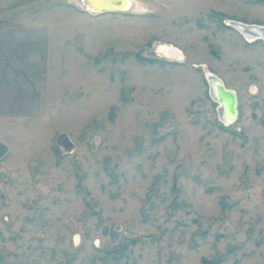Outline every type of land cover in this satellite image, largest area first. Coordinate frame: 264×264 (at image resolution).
I'll list each match as a JSON object with an SVG mask.
<instances>
[{"label":"rangeland","instance_id":"374dc122","mask_svg":"<svg viewBox=\"0 0 264 264\" xmlns=\"http://www.w3.org/2000/svg\"><path fill=\"white\" fill-rule=\"evenodd\" d=\"M133 1L0 0V264H264V0Z\"/></svg>","mask_w":264,"mask_h":264},{"label":"bare ground","instance_id":"6f19581e","mask_svg":"<svg viewBox=\"0 0 264 264\" xmlns=\"http://www.w3.org/2000/svg\"><path fill=\"white\" fill-rule=\"evenodd\" d=\"M78 3L83 7V9H85L86 11H98L96 14L99 13H105V12H116V11H120V12H128L131 11L133 9L136 8V3L133 0H78ZM143 9V8H142ZM231 24V23H230ZM239 26H237L236 30H238L240 32V34L252 39V40H263L264 41V37L262 38L261 34H258V31H254V30H242ZM251 31H253L254 33H251ZM258 34H256V33ZM243 36V37H244ZM259 36V37H257ZM264 44V43H263ZM164 45V44H163ZM158 54H164V53H170L172 52L173 54V49L171 47H166V46H160L158 49ZM178 54L180 56V58L182 57L181 52L178 50H175L174 52V56L175 59H179ZM208 77H212L213 79V75L208 74ZM221 81V80H220ZM220 81L217 82V80H215V82L212 80L211 84H210V89H211V93L214 96V99L217 101V104H219V115L220 118L231 122L232 117L234 116V102L232 101L231 98H227V95L223 92L225 90V88L222 87V81L220 83ZM224 90H223V89Z\"/></svg>","mask_w":264,"mask_h":264},{"label":"water","instance_id":"95a60500","mask_svg":"<svg viewBox=\"0 0 264 264\" xmlns=\"http://www.w3.org/2000/svg\"><path fill=\"white\" fill-rule=\"evenodd\" d=\"M81 6V5H80ZM83 8V7H82ZM89 12H92V13H97L98 11H90L89 10ZM116 12H120V11H116ZM231 25L233 26V27H237V26H241L240 28L243 30H254V31H258V34H261L262 36V38L264 37V25H246V24H244V23H241V22H231ZM238 27V28H239ZM237 29V28H236ZM251 33H254L253 31H251ZM256 33V32H255ZM257 34V33H256ZM257 34V35H258ZM257 37H259V36H257ZM259 40V39H258ZM261 41H263L262 39H261ZM263 43H264V41H263ZM214 81L215 82V80H217V82L218 81H220L219 79H217L216 77H213V79H212V77L210 78V77H208V82H209V91H210V94H211V97H212V99L214 100V101H216L215 99H214V96H213V94L211 93V89H210V84H211V81ZM219 83V82H218ZM220 83H221V81H220ZM222 84V83H221ZM223 87V86H222ZM224 88V87H223ZM222 88V89H223ZM224 90V89H223ZM226 95H227V98H231L232 99V101L234 102V104H235V100H234V95H233V93L232 92H230V91H227L226 89L223 91ZM234 106V105H233ZM220 112L218 111V114H219ZM235 114H236V111H235V109H234V116L232 117V119H231V122L235 119ZM219 117H220V115H219ZM223 120V119H222ZM224 122H226V123H229L228 121H225V120H223Z\"/></svg>","mask_w":264,"mask_h":264},{"label":"flooded vegetation","instance_id":"af4514ba","mask_svg":"<svg viewBox=\"0 0 264 264\" xmlns=\"http://www.w3.org/2000/svg\"><path fill=\"white\" fill-rule=\"evenodd\" d=\"M242 36H244V35L242 34ZM244 38H246L247 40H249L248 42L253 41L252 39H250V38H248V37H246V36H244Z\"/></svg>","mask_w":264,"mask_h":264},{"label":"built area","instance_id":"2783aa9c","mask_svg":"<svg viewBox=\"0 0 264 264\" xmlns=\"http://www.w3.org/2000/svg\"><path fill=\"white\" fill-rule=\"evenodd\" d=\"M230 23H231V22H230ZM158 46H160V45H158ZM158 46H157V47H158ZM155 52L158 53L157 48L155 49Z\"/></svg>","mask_w":264,"mask_h":264}]
</instances>
